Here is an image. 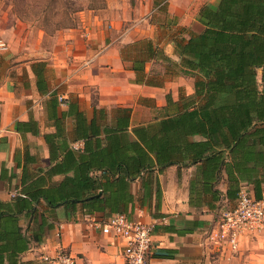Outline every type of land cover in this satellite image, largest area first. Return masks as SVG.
Returning a JSON list of instances; mask_svg holds the SVG:
<instances>
[{"label": "crops", "instance_id": "1", "mask_svg": "<svg viewBox=\"0 0 264 264\" xmlns=\"http://www.w3.org/2000/svg\"><path fill=\"white\" fill-rule=\"evenodd\" d=\"M135 14L127 27L82 12L55 49L37 57L30 48L26 56L0 55V202L8 205L2 211L18 215L28 240L18 264H50L43 257L60 249L78 264H126L124 244L94 226L116 213L156 223L148 264H264V229L246 235L235 254L220 253L209 238L241 188L264 198V123L254 121L244 146L232 152L210 136L177 138L168 130L162 156L174 164L164 166L146 151L140 158L153 166L134 174V128L160 126L165 110H174L168 95L178 102L195 93L189 77L162 87L136 83L124 45L148 39L177 57L172 39ZM263 75L258 70L260 90ZM120 109L130 110L122 152L110 134ZM14 192L28 196L17 201Z\"/></svg>", "mask_w": 264, "mask_h": 264}, {"label": "trees", "instance_id": "2", "mask_svg": "<svg viewBox=\"0 0 264 264\" xmlns=\"http://www.w3.org/2000/svg\"><path fill=\"white\" fill-rule=\"evenodd\" d=\"M197 20L203 26L200 33L182 28L172 36L177 60L148 39L127 45L128 52L122 50L124 62L136 74V83L162 87L175 77L194 79L193 96H182L178 102L167 96L168 107L174 110H165L160 126L134 128L138 141L129 148L135 155L131 165L134 174L153 166L147 158H140L146 151L154 153L157 162L164 166L174 164L162 156L168 149L162 144L168 130L177 138L210 136L215 146L232 152L244 146L242 140L254 121L264 123V88L260 90L256 81L258 70L264 73V0L205 3ZM148 63L162 65L164 69L147 74ZM118 114V123L110 134L114 136L112 146L122 152L124 137L129 134L130 110L120 109ZM126 177L132 175L127 173ZM26 196L28 193L23 192L22 196L12 197L19 201ZM7 207L0 202V264H18L19 253L28 249V240L23 237L18 215L9 209L2 211Z\"/></svg>", "mask_w": 264, "mask_h": 264}, {"label": "rangeland", "instance_id": "3", "mask_svg": "<svg viewBox=\"0 0 264 264\" xmlns=\"http://www.w3.org/2000/svg\"><path fill=\"white\" fill-rule=\"evenodd\" d=\"M217 2L218 0H0V38L8 44V53L11 51L14 55L19 53L26 56L30 48L37 57L44 49L58 47L68 30L81 23L82 12L100 15L110 22H122L127 27L134 22V19L130 20V13L132 15L136 12L135 15L159 27L160 37L164 36L168 41L182 28L193 31L187 25L192 24L196 31L201 30L197 20L199 9L205 3ZM182 22L187 25H182ZM122 50L128 52L130 49L124 45ZM149 67L161 72L164 69L162 65L153 63Z\"/></svg>", "mask_w": 264, "mask_h": 264}, {"label": "built area", "instance_id": "4", "mask_svg": "<svg viewBox=\"0 0 264 264\" xmlns=\"http://www.w3.org/2000/svg\"><path fill=\"white\" fill-rule=\"evenodd\" d=\"M8 51V44L0 38V55ZM11 195L14 197L18 193ZM94 226L100 228L104 235L124 244L122 256L126 264H148L156 223L132 220L118 213ZM263 229L264 198L255 199L246 188H241L235 207L219 215L209 238L220 253L235 254L246 235ZM43 260L50 264H78L76 257L64 249H60L54 257L44 256Z\"/></svg>", "mask_w": 264, "mask_h": 264}]
</instances>
